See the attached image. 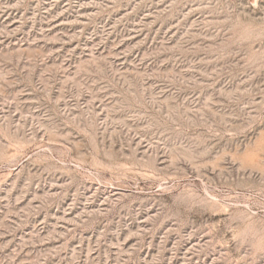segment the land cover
I'll return each mask as SVG.
<instances>
[{
    "label": "rangeland",
    "instance_id": "1",
    "mask_svg": "<svg viewBox=\"0 0 264 264\" xmlns=\"http://www.w3.org/2000/svg\"><path fill=\"white\" fill-rule=\"evenodd\" d=\"M0 264H264V0H0Z\"/></svg>",
    "mask_w": 264,
    "mask_h": 264
}]
</instances>
